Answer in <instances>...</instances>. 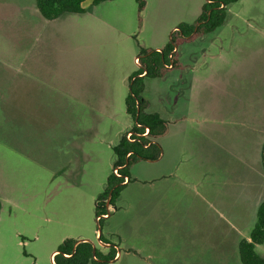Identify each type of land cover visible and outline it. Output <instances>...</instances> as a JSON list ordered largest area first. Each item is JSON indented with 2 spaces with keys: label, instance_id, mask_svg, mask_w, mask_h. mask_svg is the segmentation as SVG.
<instances>
[{
  "label": "rangeland",
  "instance_id": "obj_1",
  "mask_svg": "<svg viewBox=\"0 0 264 264\" xmlns=\"http://www.w3.org/2000/svg\"><path fill=\"white\" fill-rule=\"evenodd\" d=\"M206 1L146 0L140 8L138 0L98 4L86 0L83 12L46 19L36 0H0V264H49L52 253L70 237H86L97 248L109 251L99 239L95 206L112 171L111 144L117 142L116 133L130 116L125 103L129 90L112 98L113 118L95 113L93 102L108 101L101 96V81L105 76L123 75L128 66L138 70L134 55H140L142 48H162L171 40L175 26L197 20L198 9L202 11ZM203 42L205 54H194L196 47L179 44L192 64L207 60L193 74L238 71L242 85L256 92L252 100L264 106V0L230 4L225 23ZM26 84L29 97H25ZM200 99L210 116L218 108L225 115L233 113L232 94L215 96L209 91ZM182 102L181 98L177 113L185 111L188 125L178 132L186 140H174L175 136L166 140L169 159L155 170L173 168V173L149 179L154 174L145 163H134L131 183L115 204L122 208L114 209L111 217L104 216L100 226L107 238L108 227L122 218L135 220L146 211L144 207L136 213L140 198L144 203L154 202L163 190L168 191L157 200L170 203V213L162 216L171 220L160 229L147 222L139 232L134 223L123 225L124 236L113 237L122 248V258L112 263L110 259L108 264H189L188 259L195 264V258L187 255L202 249L208 255L197 258L196 264H205L201 260L243 264L238 242L250 234L264 199V178L258 176L264 134L243 138L256 168V176L247 180L242 173H251L249 160L232 154L240 147L241 137L234 134L238 132L226 130L214 141L206 129L190 124L191 118L201 123V113L190 111ZM256 117L262 118L260 110ZM132 167L146 174L145 178L136 179ZM253 184L261 195L259 201L248 200ZM240 185L247 189L242 195L237 192ZM226 196L236 199L231 209L222 202ZM192 230L208 231L209 245L200 246L203 243ZM130 246L131 252L125 255L124 248ZM256 251L264 254V243L257 244Z\"/></svg>",
  "mask_w": 264,
  "mask_h": 264
},
{
  "label": "crops",
  "instance_id": "obj_2",
  "mask_svg": "<svg viewBox=\"0 0 264 264\" xmlns=\"http://www.w3.org/2000/svg\"><path fill=\"white\" fill-rule=\"evenodd\" d=\"M200 14V9H198ZM199 16V15H198ZM222 26V25H221ZM177 26L174 27V29H176ZM208 34L205 35H197L194 34L189 38H184V37H179L178 38V42H177V46L175 48V52H176V56H177V61H178V65L174 66L173 64L171 66L168 67L167 72L162 76V77H157V78H150L147 79L146 81V88L144 91V97L148 100L149 102V106L148 109L150 111H158L160 112L167 120H168V129L166 130V132L158 137V141L159 143L162 145V154L160 155V157H158L157 159L154 160H140L143 161L145 163V168L146 170H150L153 172L154 175H150L149 179H163L169 176V174H172L174 169H169L168 171H158V173H156L155 170H157L160 166H163V163L166 161V152H165V141L168 139H172L174 136V140L175 139H182V140H186L184 137L180 136V133L178 132L179 127H184L188 124V122L185 121L186 118H188L187 116H184V112L181 114L177 113V109H178V103L180 101V99L182 98L183 102V106L186 108H188L190 111L192 110V108H194L197 112L201 113V123H199L198 121L192 119V122L190 124H192V126L194 128H200V129H206L207 133L209 132L210 137H212V139L214 141L215 138L217 137L218 139L220 138V136L222 134L225 133L226 130H234L237 131L238 133H234L237 134L239 137H241L239 142L240 147L234 150V152L232 153L234 156H236V154L239 156L240 160H244L247 159L249 160L250 164H249V171L251 172L249 175H247L249 172L246 173H242V175L244 176L245 179L247 180H251V175L253 174L254 176H256L255 171L256 168L252 165L251 163V159L249 155V150L246 147L247 145L243 142V138L244 136L246 138H248L250 140L251 136H256L258 132H261L262 134H264V106L262 105H256V101L252 100V96L255 95L256 92H254V89H250L251 87H246L244 85H242V77H241V73L238 71L233 70L231 73L229 74H220L218 72L214 73V72H209V74L203 73V74H193V71H195V69L198 67L203 66L204 64L207 63V60L204 59V63L200 64V65H194L192 64V61L190 62V60L188 58H186L183 55V52L179 46V44L182 43H187L188 45L192 46V47H196V50L193 51L194 54H196L198 51L201 52V54H205L207 47L204 45L203 39L206 38ZM160 48V47H156L155 49ZM132 54V50H130V56ZM139 57L138 54L134 55V60L136 62V58ZM195 56H192V58H194ZM198 61H196L197 63ZM137 64L139 65V63L137 62ZM135 71H131V68L128 66V68H126V70L124 71L123 75L118 76V77H113V76H105L104 79H102L101 83H103V85L101 86V96H104L105 98L108 97V101L105 100L104 103H101L99 101V105L97 103V101L93 102V111L95 113H105L108 114L109 116H112V114L114 113L113 110V97L114 95L116 96H122L125 89L126 90H130V78L132 76V74ZM236 82H240V84H235ZM246 82L249 81L250 79L245 78ZM248 86V85H247ZM30 85L26 84L25 88H26V93H25V97H29V95H31V93L29 92ZM211 91L213 93H215V96L219 95V96H224V95H228V94H232L233 97V113H229V115H225L224 111H221L218 107V111H216V115H209V109L207 108V105L205 104L204 101H202L200 98L202 97H206L208 92ZM115 92V93H114ZM100 93V92H99ZM203 106H205L207 109H203ZM257 110H260L261 114H262V118L257 119L256 117V112ZM114 116H112L113 118ZM183 122V123H182ZM258 123H260L261 125H257ZM134 125V121L132 118H128V121L124 122L123 125H121L122 127H120L117 131L116 134H118V140L121 136V134L127 130H131L132 127ZM185 135V133L183 134ZM256 138V137H255ZM117 140V142H118ZM181 140V141H182ZM180 141V142H181ZM116 142V143H117ZM170 142V141H169ZM116 143H112L111 145L113 146ZM264 141H262L261 145L263 146ZM65 152L63 151V154ZM258 157V154L256 153V159ZM260 157V156H259ZM258 157V159H259ZM173 158H176V156L173 155ZM254 159V158H253ZM260 160V159H259ZM176 161H180V160H176ZM139 163V162H138ZM137 165V164H136ZM259 165V164H258ZM176 167V166H175ZM174 167V168H175ZM134 173V176L136 179H142L145 178L146 174L140 173V170L136 167H132ZM149 171V172H150ZM234 174V176H236L235 172H232ZM239 173H241L239 171ZM242 175L238 176V178H240ZM252 176V177H254ZM258 176L261 178H264V171L262 168V165L260 163L259 167H258ZM147 179V180H149ZM132 180V179H131ZM130 181H127L125 188H127L130 183ZM252 181V180H251ZM242 185L238 186L237 188H240L239 190H237L238 194L242 195L244 193V191H246L245 189H241ZM253 188L250 187L249 189V199L248 200H260L261 195H259L258 193V187H256L255 184L252 185ZM124 188V189H125ZM151 189H155V186H151ZM170 190V189H169ZM168 190H163L162 193L157 194L156 198H154V202L153 201H149L148 203H144V200H141L142 198L139 199V203L136 209V213L139 211L141 213V210L146 207V211L141 213V216L135 218V220L130 219V218H122L121 221L119 223H117L115 226H110L107 229V234H108V239L115 243L116 241L113 240L114 236L117 235H123L124 231H123V225L126 226H131L132 223L135 224V232H139L141 231V229L143 228L144 225H147V222H150L148 224L153 225L155 228H159L162 225H165V223H167L169 220H171V218H169V216H162L164 214V212H167V214L170 213V208L171 205L170 203H164L163 199H158L160 198V196H165V193ZM122 195V194H121ZM120 195V198L123 196ZM228 196H226V200L223 199L222 202H224L226 205L230 206L228 208H233L231 207L233 205V203H235L236 199H227ZM240 196H237V198H239ZM247 200V199H246ZM247 200V201H248ZM143 201V202H142ZM144 203V204H143ZM258 203V202H257ZM260 204V203H259ZM122 206H119V208L117 207V205H110L109 206V210H110V215L106 216V217H111L112 214L114 213L113 210H119L121 209ZM138 210V211H137ZM229 220V219H228ZM134 221V222H133ZM222 221H225L224 216L222 217ZM123 223V224H122ZM133 226V225H132ZM132 228V227H131ZM199 230H197V232L193 233L192 230V234L195 237H199V241H201V243H203V245L200 246H208L209 245V241L210 238L208 236V231L205 230L206 233L204 234H199L198 233ZM210 234V233H209ZM124 236V235H123ZM249 236V235H248ZM247 236V237H248ZM86 237H83L81 239H85ZM124 237H122L123 239ZM243 238V237H242ZM239 239L240 240L242 239ZM213 239V238H212ZM79 240V238H78ZM239 242H238V246H239ZM116 244V243H115ZM103 246L108 250L109 247L111 246H107L104 245ZM117 248V253L115 255V257L113 259L110 260L109 263L114 262L116 259L122 258V248L121 246L119 247V245H116ZM120 248V250H119ZM131 248L132 246H130V248H124L125 250V255H129V253L131 252ZM239 249V248H238ZM102 250V249H101ZM103 252L106 253V250H102ZM55 251L52 253L51 258H53ZM208 255V251L207 249L205 250H194V251H190L189 254L187 255L188 258H195V261L193 263H197V258H205ZM189 261H187L189 264L191 261V259H188ZM204 262L206 264L205 260H201L200 263ZM187 264V263H186Z\"/></svg>",
  "mask_w": 264,
  "mask_h": 264
},
{
  "label": "trees",
  "instance_id": "obj_3",
  "mask_svg": "<svg viewBox=\"0 0 264 264\" xmlns=\"http://www.w3.org/2000/svg\"><path fill=\"white\" fill-rule=\"evenodd\" d=\"M86 0H36L40 14L46 19H54L65 12L79 13L84 11ZM108 0H92L98 4ZM146 0H138L140 8ZM237 0H207L202 7L197 20L193 23L181 22L172 33L171 40L161 50L142 48L139 55V68L130 78V90L125 98L126 111L134 121L131 130L123 132L116 144L113 145L115 159L112 171L107 177L105 188L97 195L95 214L99 224L103 215L109 212L107 200L115 205L127 181L131 180L130 167L140 160H154L162 154V146L158 137L168 129V120L158 111L148 109L149 102L144 97L148 78L162 77L168 70V65H178L176 52L178 37L189 38L194 34L205 35L225 23L228 16V7ZM146 127L149 128L145 134ZM133 132L132 140L127 136ZM262 168L264 171V143L261 151ZM118 169L120 176L114 173ZM100 239L110 243L108 252H103L89 241L66 238L55 250L49 264H108L117 253L116 245L107 239L102 231ZM264 243V199L257 209V220L248 237L239 242V255L243 264H264V254L256 251V245Z\"/></svg>",
  "mask_w": 264,
  "mask_h": 264
},
{
  "label": "water",
  "instance_id": "obj_4",
  "mask_svg": "<svg viewBox=\"0 0 264 264\" xmlns=\"http://www.w3.org/2000/svg\"><path fill=\"white\" fill-rule=\"evenodd\" d=\"M158 50H161V48H157ZM109 206H110V200L108 199L107 200V208H108V210H109ZM108 215H110V210H109V212L107 213V214H105V215H103V216H108ZM99 224V223H98ZM99 230H100V234H101V231H102V229H101V226H100V224H99V227H98V233H99ZM99 239H100V235H99ZM101 240V239H100ZM80 241H89V242H91L92 244H93V252L95 253V251H96V245L90 240V239H88V238H85V239H79L78 241H77V243L78 242H80ZM101 243L102 244H104V245H107V246H110L111 244L110 243H107V242H104V241H102L101 240Z\"/></svg>",
  "mask_w": 264,
  "mask_h": 264
},
{
  "label": "built area",
  "instance_id": "obj_5",
  "mask_svg": "<svg viewBox=\"0 0 264 264\" xmlns=\"http://www.w3.org/2000/svg\"><path fill=\"white\" fill-rule=\"evenodd\" d=\"M174 51H175V49H174ZM136 62L139 63V57L136 58ZM171 65H172V63L169 64L168 67L171 66ZM148 131H149V128L146 127L145 134L148 133ZM127 136H128L129 138H131L132 140H135V138H133V132H132V131H129V132L127 133ZM114 173L117 174V175H119V176L121 175L120 172H119V170H118L117 168L114 169ZM127 180H128V177L125 176V181L127 182Z\"/></svg>",
  "mask_w": 264,
  "mask_h": 264
}]
</instances>
